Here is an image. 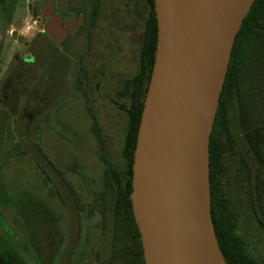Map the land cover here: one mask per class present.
<instances>
[{"label": "water", "instance_id": "95a60500", "mask_svg": "<svg viewBox=\"0 0 264 264\" xmlns=\"http://www.w3.org/2000/svg\"><path fill=\"white\" fill-rule=\"evenodd\" d=\"M255 0H153L154 62L137 131L130 194L144 264H226L214 233L209 140L235 37ZM54 16L44 27L60 46Z\"/></svg>", "mask_w": 264, "mask_h": 264}, {"label": "trees", "instance_id": "16d2710c", "mask_svg": "<svg viewBox=\"0 0 264 264\" xmlns=\"http://www.w3.org/2000/svg\"><path fill=\"white\" fill-rule=\"evenodd\" d=\"M133 1L135 17L144 24L143 32L133 25L122 27L134 33L129 37L134 66L127 76L118 78L110 94L104 91L121 104L115 117L123 122L120 146L123 169L112 164L108 143L100 135L96 119L92 122L100 146L99 157L105 165L102 193L106 195L110 189L115 195L118 238L115 264H144L130 194L133 155L154 62L157 25L153 0ZM4 4L5 0H0V6ZM110 71L102 67L100 74L92 77L93 82L104 85L114 77ZM81 91L85 97L89 92L87 88ZM26 152L47 178L63 179L58 171L55 174L56 168L39 146L29 145ZM10 156L11 152L3 155L1 165ZM209 183L214 233L226 264H264L250 249L251 244L264 243V0L253 2L235 37L209 140ZM126 235L131 236V246L123 244Z\"/></svg>", "mask_w": 264, "mask_h": 264}, {"label": "rangeland", "instance_id": "374dc122", "mask_svg": "<svg viewBox=\"0 0 264 264\" xmlns=\"http://www.w3.org/2000/svg\"><path fill=\"white\" fill-rule=\"evenodd\" d=\"M74 4H76L75 1ZM113 14V18L101 24L100 27L102 29H98L96 32L97 35L102 36L100 41L104 44L105 50H107L110 40L112 38L115 40L114 54L108 58L111 65L110 73L113 72L114 77L112 76L105 83V91L109 94L118 78L126 75L134 66L133 50H131L132 47L130 48L129 43L126 42L128 33L125 34L121 25L123 21L120 14L123 13H121L120 8L115 6ZM27 22L31 26L29 31L24 30ZM42 25L43 22L31 14L30 0H5V4L0 6V83L3 82L4 87H9L7 81L8 77L11 76L9 73L11 66L15 67L17 59L22 58L28 50H34L35 45L39 44L42 46L47 58L49 53L46 52L48 50L50 52L52 48L45 40H42L43 36L37 34ZM133 34L132 32L130 35ZM34 38L38 41L33 44L32 40ZM78 39L79 41L76 42L70 40L72 48L69 47L70 49H68L66 45L64 46L65 56L60 58L72 62L73 66H75L74 61L78 59L79 54L84 53V38L80 35ZM105 39L109 40V42H105ZM105 53L106 55L108 54L107 52ZM14 56H18V58L13 62ZM42 61H44L43 58L38 59L35 64L36 68H33V71H37L41 66L43 68L44 64ZM72 71L73 67L71 68L70 65L67 75L62 74L63 71L45 75L46 78L43 82L47 85H51V87L63 86L61 93H58L52 99L50 97L49 100L47 96L46 101L51 107H60L62 109L67 107L68 119L65 117L63 119L64 122H60V108L59 110L51 109V112L46 116L45 127L48 130V135L43 138L45 143L43 149L48 157L55 162L58 167L56 168L57 171L65 173L73 183L77 184V190H81L83 201L87 203L91 200L92 194L101 189L103 166L99 153L97 154L100 146L96 145V139L90 130L91 119L87 116L84 105L79 98L75 97L72 88L69 86L75 70L74 72ZM32 82L34 86L36 84L35 80L28 81V84ZM29 87L31 85L26 86V88ZM50 91L52 92L50 95L53 96L54 90ZM94 105V111L97 116L95 125L99 131L101 130L100 135H104L105 141L108 143L107 149L109 150L111 161L114 166L121 170L125 167L120 155L123 122L115 116H109L108 110L100 102L96 101ZM70 108L76 111V115ZM28 118L30 119L31 116ZM17 119V116L11 118L10 114H7L6 118L0 121V140L2 142L0 145V166L3 153L7 151L8 147L16 145L20 138L16 137ZM43 123L38 118L34 120L35 125H42ZM32 138L35 141L42 140L35 136ZM19 142L22 145V139ZM13 153H11L13 155L10 161L0 170V264H20V261L15 260L14 257L21 259L24 264H42V258L46 256L45 254H50L53 257L55 252L54 257L57 259L54 263L64 264L65 253L63 250L52 249L46 251L43 247L36 250L34 247H37V244L30 241L27 231L30 229L34 230L35 233L42 237L49 223L46 216L57 207V202L46 193V191H49V185L42 186L40 180L43 179V176L39 170L33 169L29 164L32 160L28 158V153L26 151ZM80 179L86 186L80 185ZM2 212L5 213L1 214ZM7 213H11L13 218L8 217ZM96 216L88 218L84 216L83 218V237L89 238L84 243L83 264H96L93 259L94 255L92 257V253L89 254L90 251L88 249L92 247L94 253L99 244V218ZM5 229L15 231L22 239V242H18L16 245L11 244L9 241L3 242L7 240L3 232ZM59 229L61 230L62 227L59 226ZM243 231L246 233L244 228ZM36 242H42V240L39 239L37 241L36 239ZM17 246L25 251L17 248ZM250 249L264 261V243H258L256 246L251 244ZM79 255V253L76 254V256Z\"/></svg>", "mask_w": 264, "mask_h": 264}, {"label": "flooded vegetation", "instance_id": "af4514ba", "mask_svg": "<svg viewBox=\"0 0 264 264\" xmlns=\"http://www.w3.org/2000/svg\"><path fill=\"white\" fill-rule=\"evenodd\" d=\"M74 1L76 4H74ZM115 6L120 8L121 13H123L120 14L123 21V23H121L122 26L125 24L128 26L133 25L136 29L139 28L138 31L142 29L143 32L144 24L142 25V19L135 17L133 0H30L31 14L43 22L41 27L42 32H38L37 34L43 36L42 40H45L52 49L50 52H48L49 50L46 52L49 53L47 58L44 49L39 44L35 45L34 50H28L27 53H24L23 57L20 59H17L18 56H14L13 62L17 59V63L15 67L11 66L10 68L9 73L11 76L8 77L7 81L9 87L6 88L4 87L3 82L0 83V121L6 118L7 114H10L11 118L17 116L16 137H20L17 144L10 146V148L8 147L3 155L10 152L28 151L29 145H37L42 149L43 153L54 167L58 168L55 162L51 160L44 151L43 145H45V143L43 138L48 135V130L45 127L46 116L51 112V109L59 110L60 108L51 107L46 101V97L48 96V100L50 97V99H52V97L54 98L58 93H61L63 86L51 87V85L49 86L43 81L46 78L45 75H51V73L56 74L58 71H63L62 74L67 75L70 65L71 68L73 67L72 72H74V70L75 72L69 86L72 88L75 97L79 98L80 102L84 105L86 114L91 119V133L96 139V145H99L97 135L92 131V122L97 118L94 111V104L96 101L100 102V104L108 110L109 116H115L116 112L119 111L117 107L121 105L116 99H114V97H110L104 93L105 90H103V87L105 84L103 85V82H99L101 85H96V82H93V78L97 77V74H100V69L102 67L105 66V68L108 67V69H111L108 58L110 55L112 56V54H114L115 40L110 38L111 40L109 42V40L105 39V42H109L107 50H105L104 44L100 41V37L102 38V36L97 35L96 32L98 29H102V27H100L101 24L108 21V19L113 18ZM54 16H59L63 25H66L68 22L75 19L81 20V24L76 28L74 34H70L68 31L66 32V37L62 40L60 46L52 42L44 32V27L51 22ZM139 21H141L142 26L139 25ZM123 31H125V34L128 33L126 42L129 43V37L132 32L127 29H124ZM80 35L83 36L85 41L84 53L79 54L78 59H75L74 61L75 66H73V64H71L72 62L60 58L65 56L64 46L66 45V48L68 49L72 48V46H70V40H74L75 42L79 41L78 36ZM36 41L38 40H35L34 38L32 40L33 44ZM105 52L108 54L106 55ZM40 58H43L44 60L42 61L44 64L43 68L41 66L37 71H33V68H36V62L38 59L40 60ZM102 75H104V73H102ZM103 78H105V75ZM30 80H35L36 84L34 86L33 82L28 84V81ZM30 85L31 87L26 88V86ZM83 88H87L89 91L86 97L82 94L81 89ZM50 90H54L53 96L50 95L52 94ZM66 110L67 107H64V109L60 108V122H62L65 117L68 119V112ZM71 111L76 115V111H73L72 109ZM30 116L31 118L29 119L28 117ZM36 118L44 123L42 125H35L34 120H36ZM34 136L42 140L35 141L32 138ZM21 139L23 142L22 145L19 144ZM1 143L0 140V145ZM98 151L99 148L97 154L99 153ZM13 154H11L7 161L2 163L0 170L10 161ZM28 156V158L32 160L29 164L33 169L35 168L39 170L43 176V179L40 180L42 186L49 185V191H46V193L50 198H54V201L57 202V207L50 211L46 216L49 223L42 237L35 233L34 230L30 229L27 231L30 241L37 244V247L34 248L39 250L41 249L40 247H43L46 251L52 249H57V251L63 250L65 253L63 259L64 264H83L82 253L84 243L89 239L83 237V218L84 216H87L88 218L97 215L96 217L99 218V244L94 253L92 247L88 248L90 251L89 254L92 253V257L94 255L93 259L96 264H115L116 250L118 249L116 244V239L118 238L116 235L114 214L115 195L110 189H107L106 195L102 193L105 185L103 178L105 165L103 162L101 161L103 166L101 189L92 194V198L89 202L84 203L81 190H77V184L73 183L68 178V175L58 171V173L63 175V179L50 176L47 178L37 165L34 158L29 153ZM112 164L114 163L112 162ZM58 173L57 169H55V174ZM81 184H83L82 181L80 182V185ZM4 213L5 212H2L1 214ZM7 214L8 217L13 218L11 213ZM128 219L130 221L129 215ZM59 226L62 227L61 230L59 229ZM3 232L5 238H7V240H4L3 242L9 241L13 245L22 242V239L15 231L5 229ZM127 233H129V227ZM36 239L37 241L41 239L42 242H36ZM131 240V236L126 235L123 244L131 246ZM17 248L23 250L19 246H17ZM55 253L53 254V257H51L50 254H45L46 256L42 258V264H55L54 261L57 259L54 257ZM77 253L80 255L76 256ZM14 259L20 261V264H24L18 257H14ZM93 259L91 258V260ZM117 260H119V258Z\"/></svg>", "mask_w": 264, "mask_h": 264}, {"label": "built area", "instance_id": "2783aa9c", "mask_svg": "<svg viewBox=\"0 0 264 264\" xmlns=\"http://www.w3.org/2000/svg\"><path fill=\"white\" fill-rule=\"evenodd\" d=\"M33 23H35V22H33ZM31 29V26L29 25V23L27 22L26 24H25V26H24V30L25 31H29ZM38 32H42V28L40 29V30H38Z\"/></svg>", "mask_w": 264, "mask_h": 264}]
</instances>
